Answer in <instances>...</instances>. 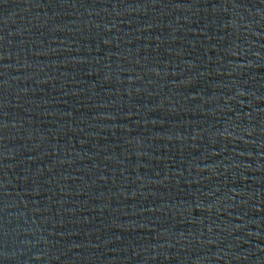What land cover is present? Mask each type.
I'll list each match as a JSON object with an SVG mask.
<instances>
[{"label": "water", "instance_id": "95a60500", "mask_svg": "<svg viewBox=\"0 0 264 264\" xmlns=\"http://www.w3.org/2000/svg\"><path fill=\"white\" fill-rule=\"evenodd\" d=\"M264 195V0H0V264H203Z\"/></svg>", "mask_w": 264, "mask_h": 264}]
</instances>
